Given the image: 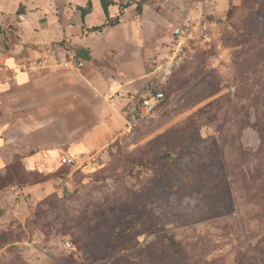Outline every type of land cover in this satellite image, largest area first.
Masks as SVG:
<instances>
[{"label": "rangeland", "instance_id": "374dc122", "mask_svg": "<svg viewBox=\"0 0 264 264\" xmlns=\"http://www.w3.org/2000/svg\"><path fill=\"white\" fill-rule=\"evenodd\" d=\"M110 1L86 28L110 94L165 99L95 156L0 171V264H264V0ZM186 27L212 44L174 58Z\"/></svg>", "mask_w": 264, "mask_h": 264}, {"label": "crops", "instance_id": "0c3cea01", "mask_svg": "<svg viewBox=\"0 0 264 264\" xmlns=\"http://www.w3.org/2000/svg\"><path fill=\"white\" fill-rule=\"evenodd\" d=\"M44 1L0 0V171L18 162L51 173L61 155L95 156L129 131L123 93L110 94L86 36L104 16L100 2L83 22L85 0ZM62 41L78 48L70 58L53 45Z\"/></svg>", "mask_w": 264, "mask_h": 264}, {"label": "built area", "instance_id": "2783aa9c", "mask_svg": "<svg viewBox=\"0 0 264 264\" xmlns=\"http://www.w3.org/2000/svg\"><path fill=\"white\" fill-rule=\"evenodd\" d=\"M186 26L188 27V25ZM187 27L186 29L179 31L177 35L178 40L176 41L172 49L174 58L177 55H180V53H183L185 49L190 47V45L192 47H195V45L200 43V46L204 48V46L212 44V38L210 35L204 34L202 36V39H200V41H197V37L195 35V27ZM191 42L195 43L190 44ZM51 50L54 56L56 53L54 52L55 47L53 45L51 47ZM70 64L73 63H70L69 61L65 62L66 66H69ZM164 99L165 95L161 91H156L153 94H147L142 96L139 102L133 108V113L131 114V116L127 117L128 130L131 131L135 126H137L141 119H149L156 117L159 113V107L161 106V103L164 101ZM62 163L71 164L74 163V161L73 158L64 155L62 158Z\"/></svg>", "mask_w": 264, "mask_h": 264}, {"label": "trees", "instance_id": "16d2710c", "mask_svg": "<svg viewBox=\"0 0 264 264\" xmlns=\"http://www.w3.org/2000/svg\"><path fill=\"white\" fill-rule=\"evenodd\" d=\"M100 3H101V7L103 9V12L106 16V19L108 20L109 24H111L110 26L117 25L119 23V16L115 17V19H114V18L110 17V13H109V7L112 6L113 3L110 0H101ZM89 5H90V8H92L91 3ZM138 8H139V11H141V7L139 6ZM80 11L82 14L81 15L82 21L84 22V18L90 12V9L87 10V9L80 8ZM102 27L103 26L92 27L91 31L92 32L100 31L102 29ZM169 240H170L171 244L174 246L175 243L173 242V239L170 238Z\"/></svg>", "mask_w": 264, "mask_h": 264}]
</instances>
